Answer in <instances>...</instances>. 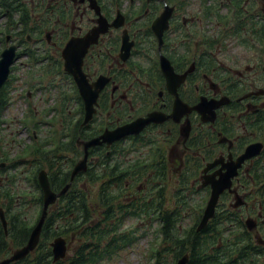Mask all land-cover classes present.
Instances as JSON below:
<instances>
[{
  "label": "flooded vegetation",
  "instance_id": "af4514ba",
  "mask_svg": "<svg viewBox=\"0 0 264 264\" xmlns=\"http://www.w3.org/2000/svg\"><path fill=\"white\" fill-rule=\"evenodd\" d=\"M204 1L0 0V57L15 48L0 92L8 91L12 101L19 69L36 79L35 84L26 82L20 100L43 101L44 93L57 91L54 106L38 111L30 105L24 117L34 111L39 126L32 135L40 148L38 183L41 172L47 173L50 186L71 172L66 187L83 188L91 206L111 185L107 193L118 205H132L135 212L148 207L146 219L128 216L125 226L131 228L132 222L148 233H160L165 224L159 215L164 218L170 211L183 210L181 232L195 225L183 228L191 215H200V224L212 192L210 185L203 186L205 177L219 179L248 147L262 145L261 153L238 169L219 204L224 195L229 199L234 214L230 228L239 226L236 211L251 241L261 246L264 264V48L257 49L264 46V33L230 36L228 40L250 42L237 40L243 51L220 43L218 30L219 7L248 26L263 25L264 0ZM238 3L243 13L235 8ZM167 12L168 27L156 31L154 25ZM71 42L76 58L85 51L82 70L88 84L93 91L101 85L88 123L86 101L65 68L64 51ZM145 120L149 122L139 133L89 148L85 170L73 176L87 143ZM0 153V184L9 186L15 175V181L23 182L29 168L21 166L18 174L4 147ZM44 159L55 164L52 174L41 167ZM215 161L219 164L208 168ZM66 241L70 248L74 240Z\"/></svg>",
  "mask_w": 264,
  "mask_h": 264
},
{
  "label": "trees",
  "instance_id": "16d2710c",
  "mask_svg": "<svg viewBox=\"0 0 264 264\" xmlns=\"http://www.w3.org/2000/svg\"><path fill=\"white\" fill-rule=\"evenodd\" d=\"M204 3L206 4L207 0ZM241 6L242 3H238L235 8L238 12L243 13ZM204 9L207 10L205 5ZM208 9L210 8L208 7ZM218 22L222 26L219 29V42L222 44H226L225 42L230 36L239 35L241 37L243 34L251 32L264 33V24L248 26L243 22V19L236 21L228 16L222 7H219ZM237 40L241 41L240 39ZM245 42L248 41H241V43ZM260 48H264V46H257V49ZM10 102L9 92H0V117ZM35 121L37 122L36 115L32 111L24 120L23 126L27 128L30 124L34 129H39ZM31 139L32 144L26 146L22 155L18 156L17 159H11L9 155L5 154L11 164V169L17 170L18 174H20L19 168L21 166L29 168L22 180L30 184L31 190L19 184L20 181H15L14 178L18 180L16 175L12 178L9 186L0 184V207L6 210L8 217V235H6L0 221V260L8 257L13 250L22 248L27 244L37 223H31L26 218L27 207L33 206L35 210L39 209L38 218L42 213L43 193L38 183L40 166L37 162L40 148L35 137L32 136ZM23 157L26 160L21 159ZM51 163L52 161L49 162L44 159L41 166L44 169L49 167L50 174L54 172L53 167L55 166ZM74 164L73 161L71 166ZM70 175L71 172L63 175L62 183L51 185L52 190L60 191L66 188ZM110 188L112 186L108 185L105 197L98 199L95 202L96 205L91 206L85 198L87 195L85 190L78 185H72L58 200L56 206L50 210L37 249L24 260L14 264H102L105 260H111L120 252L138 244L148 232L134 226L125 228L126 222L131 220L128 216L138 215L139 219H146L149 216L148 207L146 205L144 209L138 207V212H135L132 210V205L125 207L121 204L118 205L115 196L107 193ZM228 202L229 199L224 195L221 198L215 218L200 232L198 231L200 215L197 216L195 225L184 232L179 229L183 210L166 212L164 218L159 215L165 225L159 231L160 233L156 232L155 234L156 239L162 245L153 248L150 262L152 264H178L180 259L188 255V264H262L259 261L262 254L261 246L251 241L249 237L251 233L236 211L234 213L238 218L239 226L230 228L234 214L230 211ZM164 203V199L161 200L158 208L162 209ZM60 236L68 241L76 240L78 245L72 255L54 263L51 242Z\"/></svg>",
  "mask_w": 264,
  "mask_h": 264
},
{
  "label": "water",
  "instance_id": "95a60500",
  "mask_svg": "<svg viewBox=\"0 0 264 264\" xmlns=\"http://www.w3.org/2000/svg\"><path fill=\"white\" fill-rule=\"evenodd\" d=\"M171 17V14L167 12V14L163 15L154 25V29L156 31H159L161 28H167L169 19ZM89 43H87V46ZM85 54V51H84ZM81 57H75L77 54L73 51V43L71 42L66 50L64 51V58H65V68L66 71L70 72L75 81L76 84L79 88L81 96L84 98L86 101V110H87V115H86V123L89 122V120L92 117L93 113V104L97 102V96H98V91L101 88V85H96L97 90L93 91L92 87L88 84V81L86 79V76L82 70V61H83V56ZM14 57H15V48L12 47L8 50H5L0 57V90L5 86L7 83L10 73H11V66L14 62ZM78 59V62H77ZM148 120H145L143 122L139 123H134L129 126H125L122 128H119L113 132H106L102 137L94 139L87 143L85 145L86 148V155L85 158L83 159L82 162H80L74 172L73 176H76L79 172L85 170L86 168V163L88 160V149L91 147L98 146L102 143H108L112 144L115 141H118L126 136L132 135V134H137L139 133L144 126L148 123ZM262 145L260 144H255L251 145L250 147L247 148L245 153L238 158L237 162L230 164L227 167V172L223 175H220L219 179H216L215 176L213 177H205V181L203 183V186H211L212 192L211 196L209 198V201L207 203V206L204 210L201 222L198 227V231L204 230L209 222L214 219L216 215V210L220 201V197L226 192L230 191L232 188V183L233 179L237 176L238 174V169L242 166V164L248 160L251 159L255 156H258L261 153ZM219 164V161H215L213 164L209 165L208 168L215 167ZM208 170H206L207 172ZM39 184L43 192V211L41 214V217L36 224V226L33 228L32 233L30 235V238L25 246L22 248H19L15 250L12 255L6 259H3L0 261V264H14L16 262L22 261L25 258H27L31 253H33L41 240V235L43 231V227L45 224V221L48 217L49 209L51 206H53L58 198L65 194L68 189L70 188V185H68L60 194H56L52 191L50 182L48 179V175L46 172H41L39 176ZM241 203L240 200L236 203V207ZM0 220L3 225L4 231L6 235H8V222L6 221V218L3 215V211L0 210ZM252 221L247 222V226L249 229H252L254 225H251ZM51 248H52V253H53V261L54 263H57L59 261L64 260L67 255H68V249L69 245L67 241L62 238L58 237L53 240L51 243ZM189 262V256L186 255L182 259L178 261V264H188Z\"/></svg>",
  "mask_w": 264,
  "mask_h": 264
},
{
  "label": "rangeland",
  "instance_id": "374dc122",
  "mask_svg": "<svg viewBox=\"0 0 264 264\" xmlns=\"http://www.w3.org/2000/svg\"><path fill=\"white\" fill-rule=\"evenodd\" d=\"M0 26H2V23H0ZM204 27H206V24ZM220 28H222L221 24L219 25V29ZM225 43L229 46L230 49L240 48L245 51V49L241 48L238 45L237 40L234 41L230 39ZM15 78L16 80L12 83L11 89L12 101L11 103H9V106L5 109V112L0 117V150L2 147H4L6 154L9 155L11 159H17L18 156L22 155L23 149L26 146H30L32 144L31 137L35 130L33 129V127H31L30 129H25V126H23L24 120L26 119H24L25 114L27 115L28 113V107L32 105L34 109L41 111L47 107L54 106L57 101V97L59 96V93L54 90L47 91V93H44L42 96L38 93L36 97L41 96V98H43L44 100L32 101L28 104L27 101L20 100L19 95L21 93L24 94V91H26L24 89L25 87L27 88L26 82L30 81L32 82V84H35L36 79L33 78V74H31V72L27 73L26 69L17 70L15 72ZM45 130H47V128H45ZM3 179L4 178H1V180ZM2 183L4 184L5 182ZM19 184L24 185L28 190H31L30 184L26 181H20ZM202 196H206V194L203 193ZM1 208L3 211V215L7 221L8 217L6 210H4L3 207H0V209ZM39 211V209L35 210L33 206H28L25 216L31 223H36L38 221L37 218L39 216ZM195 219L196 217L194 215H191L189 217V220H185L183 222V228L191 226L195 222ZM129 226L132 227V222L129 223ZM77 245L78 243L76 242V240H74L73 244L68 250V255L73 254ZM158 246L159 240L156 239V234L153 233V231H150L143 239L138 242V244L120 252L119 255L111 260H105L102 264H152L150 262V255L153 251V248ZM15 250H13L12 253ZM10 255H8V257Z\"/></svg>",
  "mask_w": 264,
  "mask_h": 264
}]
</instances>
